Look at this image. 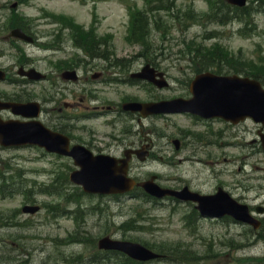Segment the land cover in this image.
<instances>
[{
    "label": "rangeland",
    "instance_id": "374dc122",
    "mask_svg": "<svg viewBox=\"0 0 264 264\" xmlns=\"http://www.w3.org/2000/svg\"><path fill=\"white\" fill-rule=\"evenodd\" d=\"M2 1L5 3L7 1L10 2L12 0H2ZM138 1H141L140 3L143 2V0H138ZM186 3H190V0H175L174 4L175 7H178ZM192 4L195 5L196 9H202L208 7L205 0H195ZM38 5L45 6L50 11H55V12L68 11V12L76 13L78 17L83 16L81 9H79V6L77 4L69 3L67 2V0H52V1L37 0V2H34L32 5L28 7L27 6L23 7L21 12L26 13V16L37 19L41 17V13L38 12ZM98 12H99V16L102 18L100 20L101 22L100 31H102L105 34L108 33L107 32L108 30L111 31L113 33L112 40L114 41L115 45H117L119 48H123L124 45L126 44L125 42L126 27L124 26V22L127 20V12H128L125 2L123 0H113L104 4H100V8ZM260 20L263 22L264 21L263 17H260ZM35 23L37 24L36 31L40 34L41 38L44 39L45 31H47V29H49L51 26L48 25L47 22L44 20H35ZM233 29H235V26H228L222 28L225 36L220 40L223 42V44L230 45V47L234 50L242 49L245 57L252 58V56H257L252 42L244 38H239L238 34ZM203 30L204 29L201 25L198 26L195 25L191 27V30L185 32V36L180 35L178 32H174L175 39L172 41V44H175V46L173 52H176L178 50L179 48L178 43H181L184 37L187 38L192 37V35L195 32L202 33ZM160 39H161L160 36L157 35L155 44L159 45ZM212 41L214 40L208 41V44H210ZM259 41L261 42V45L264 50V37L260 36ZM65 44H67V42ZM32 49L33 48H31V50ZM138 50L139 48L132 47L131 49L127 50V53L129 54L132 53L133 51H138ZM35 52L37 55H42L39 57V59H41V63H46L45 60H48V56L44 55V52L40 51L38 48H35ZM150 52L152 53V51ZM262 54L264 55V51L262 52ZM170 63L173 67H175L171 69V73L173 75H178L180 77L181 71L178 68H176L175 62H170ZM180 64L185 67L186 71L188 70L187 62L185 60H182ZM170 90L171 91H166V92L170 94L179 93L186 90V85L178 83L176 80L174 83H172V87ZM190 126H191V122L188 119L180 116H176L175 118H173L170 121V123H168L167 125L165 122L154 123L151 125L153 129L154 128L162 129L163 132L166 133L167 135H177L181 132V129H191ZM165 140H167V137L165 138L162 137L160 138L159 143L162 144ZM184 146H187V144H185ZM169 151H174V147L173 148L171 147ZM186 151H188L187 148ZM184 153H181L171 163H165V162H160L158 160H154V161H149L144 165L142 164L136 165L135 171L144 177L147 176L149 173H159L163 177V182L167 184L178 185L184 182L191 183L192 181L193 183L205 188L208 186H212L215 180L212 175L211 180L207 182L209 172L205 167V165L204 167L202 165L196 166L193 163L186 160L178 162V159L182 158ZM60 164L61 163H54L51 165H46V167L48 168L50 167V171H52L54 167L58 168ZM260 165L264 166V162L260 163ZM41 166L43 165L36 164V168L38 169H40ZM247 170L250 171V166H247ZM227 177H228V182H232L234 180L235 175L227 171ZM254 195H255L254 192L250 193L251 197H254ZM260 199H264V196H261ZM252 202H256V200L253 199ZM113 205L114 206H111L113 208L112 211H114V213L118 215V217H116L112 214L113 215L112 217H114V221L118 219H122V220L126 219L125 216L123 215L119 216V211L121 208L124 209L122 211V214L126 211H128L129 213L131 212L132 202H130L128 205H120V203L116 201V203ZM143 208L150 209L148 210L150 211L149 218L151 219L152 222L147 224L149 228H146L145 230L131 231L128 232V234L130 233L131 235H135L149 241H159V239H164V238L178 239L180 236H183L184 238L182 240H170V241H182V242L190 243V240L186 235H180L178 230L179 225L174 220V218L168 217L169 212L167 209L165 208L159 209L157 206H150V207L143 206ZM94 222L99 223V225H94L93 227V229H95V231L97 232L105 229V225L107 224L106 222H101L100 220H89L87 221L84 228L87 229V227L91 226ZM60 224L66 225L67 231L68 228H72L71 223H69L67 220L60 219L52 233L49 230L40 227H35L33 230H31V232H28V230L25 228L24 231H19V234H17L16 236L20 239L22 245L25 248H29L28 250L32 252V257L28 259L30 261L29 264H38L40 260H44L42 264H64L63 260L65 256H69L70 254L77 255L79 253V249L75 248V246L67 247L59 243L58 241H52L49 238L47 240L45 239L44 241L43 238L44 232L40 231L42 229L48 235H53L54 237H61V238L66 237L67 231L61 228ZM52 227L54 226L52 225ZM3 230L5 232H15L14 227L4 228ZM29 239H38V240H35L31 244ZM2 247H4L2 248V253L4 254V257L9 261H11L12 263L17 262V258H19V260L25 259V257L23 256H17V253L14 249V245H11V243L2 244ZM191 247L194 250L199 251V249H202L204 247V244L201 242H196L194 245L191 244ZM81 251L84 253L83 247ZM89 251H91V249H89ZM31 252H29V254H31ZM247 252L248 255L264 254V241L260 242L255 246L250 245L249 248L247 249ZM21 264H26V263H21Z\"/></svg>",
    "mask_w": 264,
    "mask_h": 264
},
{
    "label": "bare ground",
    "instance_id": "6f19581e",
    "mask_svg": "<svg viewBox=\"0 0 264 264\" xmlns=\"http://www.w3.org/2000/svg\"><path fill=\"white\" fill-rule=\"evenodd\" d=\"M21 185L19 184V182H15L12 183L9 187H8V191L10 192H17L20 190Z\"/></svg>",
    "mask_w": 264,
    "mask_h": 264
}]
</instances>
